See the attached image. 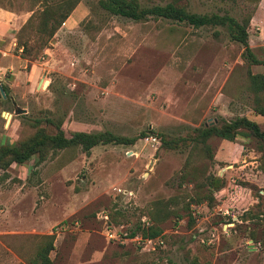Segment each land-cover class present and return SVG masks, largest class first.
Returning a JSON list of instances; mask_svg holds the SVG:
<instances>
[{"label": "rangeland", "instance_id": "rangeland-1", "mask_svg": "<svg viewBox=\"0 0 264 264\" xmlns=\"http://www.w3.org/2000/svg\"><path fill=\"white\" fill-rule=\"evenodd\" d=\"M169 1L137 0L142 6ZM174 1L190 12L225 11L236 20L252 17L256 7L241 0ZM43 3L64 2L0 0L9 18L0 36V146L37 129L53 133V123L66 136L108 131L134 141L97 144L87 153L59 150L39 163L32 155L0 170V264H26L37 236L52 232L53 264H79L72 253L103 243L124 257L121 264H264V159L255 141L211 136L190 150L162 148L158 137L184 138L238 117L264 128L256 112L264 109V94L253 93L247 78L263 67L249 64L222 27L134 22L101 9L98 0H69L67 17L41 44L31 30L18 29ZM255 27L248 26L247 43L264 59V37L257 38ZM145 136L155 141L144 142ZM214 176L220 184L211 189L206 184ZM205 191L212 204L190 201ZM98 211L119 238L106 240ZM143 222L161 231L149 243L134 240L138 232L129 236L148 227ZM84 233L92 245L81 249L75 240Z\"/></svg>", "mask_w": 264, "mask_h": 264}, {"label": "trees", "instance_id": "trees-1", "mask_svg": "<svg viewBox=\"0 0 264 264\" xmlns=\"http://www.w3.org/2000/svg\"><path fill=\"white\" fill-rule=\"evenodd\" d=\"M241 1L255 6L259 0ZM63 2L66 7L64 3H62L63 5H57L54 8L43 3V6L40 9L31 12L26 21L19 27L18 34H23L27 29L29 31L31 30V32L38 37L41 44H46L47 40L67 17V14L71 9L69 0H63ZM176 3V1L171 0L161 5L155 4L151 6H142L137 0H98V5L101 9L112 15L124 17L134 22H142L148 19H159L181 23L192 28H224L229 39L238 43L242 47L241 55L247 60V62L251 65H261L263 67V71L260 73H247V78L249 89L253 93L264 94V59H257L252 54L247 43L246 31L250 15H246L240 20H236L225 11L222 13H195L187 11L182 5ZM18 45L23 49L25 47V42L21 41ZM0 90L2 91L0 95L4 96L5 86L0 85ZM256 112L259 115L264 116L263 108L258 107ZM53 126V133H48L44 129H37L33 135L19 141L15 145H1L0 170H6L12 163L21 164L28 160L32 155L36 156L35 163H39L44 160L48 153H54L59 150L79 147L83 153H87L90 148L97 144H131L134 141V138L116 136L108 131H72L66 136L58 123H53ZM140 135H143V133H140ZM237 135L252 138L256 143V150L258 151L259 156L264 159V128H259L256 123L245 117H238L231 121H221L218 125L210 124L194 128L190 131V134L184 138L167 137L162 134H158V137L159 146L162 148H175L178 145H181L182 147L189 146V149L192 150L197 148L198 145H205V141L211 136L231 142ZM191 169L192 167H190V171L193 172L194 169H192L193 171ZM189 173V171H185L182 173L181 178L187 179ZM219 184L220 178L214 176L206 186L214 189L219 186ZM213 200L214 196L207 191L195 195L194 198L190 199L194 204L202 201H205L207 204H212L214 202ZM176 217L179 218L180 216L176 215ZM189 220L192 221L190 216ZM152 222L146 228L136 227V231H131L129 236H134L135 232H138L141 239H151L159 236L161 231L158 225ZM54 237L53 232L50 234L38 235L35 249L26 259V264H53L52 259L48 254L54 249Z\"/></svg>", "mask_w": 264, "mask_h": 264}, {"label": "crops", "instance_id": "crops-1", "mask_svg": "<svg viewBox=\"0 0 264 264\" xmlns=\"http://www.w3.org/2000/svg\"><path fill=\"white\" fill-rule=\"evenodd\" d=\"M12 16V14H11ZM12 17H10L11 19ZM7 12L0 9V36L2 33L3 25L8 20ZM248 26L251 24H256V30L258 31V39L264 37V0H259L254 9V15L250 17ZM247 38H248V28H247ZM262 40V39H261ZM78 239L75 240V244L79 243L81 249H86L87 246H91L92 242L88 241V233L78 235ZM107 240V239H106ZM56 237L53 241V246L55 247ZM106 244V243H105ZM92 245V247L87 248L84 252L72 253L69 259H76L79 264H121L120 260L124 259L120 254L114 252L105 251L107 245ZM75 262V261H74Z\"/></svg>", "mask_w": 264, "mask_h": 264}, {"label": "built area", "instance_id": "built-area-1", "mask_svg": "<svg viewBox=\"0 0 264 264\" xmlns=\"http://www.w3.org/2000/svg\"><path fill=\"white\" fill-rule=\"evenodd\" d=\"M142 140L144 142H147V141L154 142L155 138L152 137V136H145V137H143ZM95 218L99 220V222L101 224V227H102V231H103L104 237L107 240H115V239L119 238V234H117V230L109 222V218H108V216H107V214L105 212L98 211L96 213V215H95ZM142 221H144V220H142ZM144 224H145V226H148V223L145 222ZM134 240L141 241L142 239L140 237L139 238L134 237ZM139 241H137V242H139ZM144 241H145V243H149L150 239H145Z\"/></svg>", "mask_w": 264, "mask_h": 264}, {"label": "water", "instance_id": "water-1", "mask_svg": "<svg viewBox=\"0 0 264 264\" xmlns=\"http://www.w3.org/2000/svg\"><path fill=\"white\" fill-rule=\"evenodd\" d=\"M46 83V81H43L42 85H44ZM46 85V84H45ZM0 93H2V91L0 90Z\"/></svg>", "mask_w": 264, "mask_h": 264}, {"label": "bare ground", "instance_id": "bare-ground-1", "mask_svg": "<svg viewBox=\"0 0 264 264\" xmlns=\"http://www.w3.org/2000/svg\"><path fill=\"white\" fill-rule=\"evenodd\" d=\"M45 84H46V83H45ZM45 84H44V85H45ZM6 116H7V115H6Z\"/></svg>", "mask_w": 264, "mask_h": 264}]
</instances>
